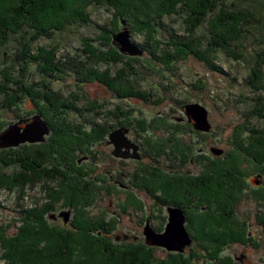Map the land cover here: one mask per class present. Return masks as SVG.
<instances>
[{
	"label": "rangeland",
	"instance_id": "obj_1",
	"mask_svg": "<svg viewBox=\"0 0 264 264\" xmlns=\"http://www.w3.org/2000/svg\"><path fill=\"white\" fill-rule=\"evenodd\" d=\"M193 2L191 0V3ZM230 2L232 3V1ZM57 6H59L58 1H46L44 5H39L37 10H39L40 15L39 12L38 15L44 21V25L40 24L41 27L49 24H51L50 26L58 25L62 22H58V19L67 20L68 17L72 16L60 17L63 13ZM33 9H36V6ZM89 11L91 13L89 24H74L63 32L55 33L54 37H41L38 41H31L32 31L26 28L27 31L21 30L16 35L11 34L8 43L0 47V129L7 128L19 120L28 119L35 114L32 111L34 109L33 103L25 100V97L21 98L20 103L18 101V106L7 103L9 94L14 95L15 90H17L14 89V82L23 80L24 75L22 72L20 74L19 67L22 68L28 64L27 60H23V58L28 57L25 55L28 49L30 53L35 54L38 47L51 48L55 46L58 48L57 59L63 60L67 67L68 65L73 67L76 63L89 60L88 57L83 58L82 53L85 48L83 45L85 38H91L90 42L95 45L94 51H97L96 47L105 42L107 35H111L112 42H114V35L124 28V24H117L116 12L112 13L106 7H94ZM254 12L257 13L254 23L256 26H260L264 23V16H262L264 14L262 11L254 10ZM35 14L36 12L32 11L31 15L34 16ZM15 15L13 18H17L19 21H13L12 26L17 22L34 21L31 17L26 20V18L22 19ZM37 19L39 18L37 17ZM69 20H73V18ZM35 24L39 25V21ZM165 24L174 29L172 32L183 35L186 31V26L181 17L166 18ZM112 29L115 31L111 34ZM257 30L258 38L262 42L254 38L255 36L253 37L252 34L242 41L244 44L241 42L243 47L245 46L242 53L247 57V62L236 60L220 48H213L215 49L213 53L216 54L215 64L220 65L224 73L212 70L205 62L193 56L176 62L167 68L168 70L164 66H150L144 60L145 68L141 81L143 88L153 94L151 98L147 95L148 101L134 97L120 98L100 82L87 85L85 83L80 84L70 69L65 68L62 74L56 72L46 76V72H41L40 67L38 71L35 65L30 66V72L24 80L25 87H38L42 94L44 90L47 91L46 89L50 88L53 93L65 96L67 101L78 97L75 103L78 102L79 109L77 108L76 113L69 112L67 114L68 122L74 127V134L73 136L70 134L71 138H68L66 146L55 144L56 139L54 143L52 142L51 130L49 135H45L46 140L44 142H27L17 147L0 148V151L17 149L26 144H39L41 147L44 143H51L55 149L54 155L59 162L65 159L68 165L63 169L67 173L70 170L71 173L65 183L44 178L41 174L36 182L14 183V187L8 190L2 188V182L13 179V172H18L19 168L13 165L6 167L0 165V264H50L52 259H63L62 254L66 249H61L57 243L53 245V239H56L54 234L62 236L68 231L77 236L74 241L80 244L89 241L90 236L98 238L97 240L102 245L101 249L107 256L106 246H109L110 249L120 251L121 254L124 253V250H135V248L139 250L141 248L139 251L144 257L142 264H146L148 259L150 260L148 264H161V261L165 262L171 259L174 254L167 251L165 247L147 244L145 225L147 217L150 216L154 219L152 225L156 227L161 225L162 230L165 229L170 216L168 203L171 202H167L164 198L169 199V194L172 193L169 192L170 186L166 183L161 184L157 178H154L153 187H156V202H152L151 198L146 197L145 194L135 195L134 198H131L128 191L136 185L134 176L139 181L146 178L147 173L142 172L141 167L147 168L148 171L154 169L155 173L160 170L175 177L193 178L195 175L200 176L203 173V168L199 164L201 161L204 162V158H210L212 163L225 159L231 155V152L244 147V143L240 142L242 139L249 144L252 133L264 132V120L261 121L258 117L262 108L261 105L258 107L256 103L257 100L260 104L264 102V93L249 81L243 80L251 65L249 62L250 55L253 56L262 51L264 53V27L261 25ZM162 33H166V31L163 30ZM130 39L138 45L137 43L144 42L145 36L130 33ZM201 42L204 43V46L206 45L203 40ZM113 45L122 53L115 43ZM140 48L143 50L142 58L148 59V52L144 48ZM89 49L87 48V50ZM100 49L104 50V48ZM123 55L131 57L132 54L126 52ZM111 67L113 70L115 69L112 65H102L97 67V70H110ZM115 85L122 87L117 82ZM92 100L101 104V109L110 118L107 117L105 121H108L109 125L115 126L114 129L112 128L113 130L123 126L130 128L126 135L129 136V139H133H131L132 142L137 141L143 145H141L142 150L140 151V153L144 152L142 158H124L114 155V144L108 142L109 134L113 130H110L109 134H106L108 130L103 133L104 137L97 135L94 141H88L89 138L84 134L86 132H79V130L89 131L91 127L93 128L89 124L90 120L93 123H104L103 118L94 120L92 113L97 107L91 108L94 105ZM189 103H200L208 109L212 124L210 131L198 132L189 123L186 111L183 110V106ZM85 122L88 126L85 125ZM155 127L158 129L156 130ZM75 130L78 131L75 132ZM155 132L163 134V140L152 137ZM253 137L255 140H251V142L257 145L258 139ZM156 144L164 145L165 148L153 150ZM46 147L49 148L50 146L46 145ZM213 147L222 149V155L214 153ZM178 153L186 158V163L179 162L180 156H176ZM162 155L165 158H161ZM150 157H155V160H151ZM191 158L195 162H191ZM201 165L203 164L201 163ZM212 165L207 166L213 167ZM255 167L258 168L256 170H262L261 165ZM241 170L244 174L245 168L243 167ZM258 173L249 177V183L246 182L245 184L249 189L247 188L240 200L233 205L234 219L237 221L234 223L235 228L236 231L243 232V241L246 244H237L236 241H230V238L223 239V243L220 241L222 249L219 248V255L216 256L214 262H211L209 259L207 261L201 258L197 260L196 257L191 256L195 251H200V254L204 256V249H211L210 246L212 245V243H208L209 241L203 242V240L194 239V242L187 247L186 253L182 256L185 262L188 261L189 264H264V182H262L264 177L256 176ZM255 176L260 181L258 184L254 183ZM80 183L84 187H81ZM146 185L149 186L148 181H146ZM122 186H127V188ZM80 187L82 193L79 192ZM160 191L164 192L166 196H161ZM152 194L154 193L152 192ZM181 195L183 194L181 193ZM59 200L63 203L72 204L71 208L68 207L71 211L68 221H65L64 216L58 218L61 210L67 209L55 205ZM158 200L161 201L158 202ZM129 202L133 205H128ZM181 202L177 204L176 209L179 212L189 214V218L185 214L188 221L191 218L205 217V211L210 209L207 207L202 208V210L199 209V207L204 206H200V203L197 205L188 201L187 204L185 200H181ZM141 204H144L142 208ZM45 206H48V209L46 211L43 209L45 212L40 211ZM51 206H54L53 214L58 219L52 218L51 211L48 213L52 209ZM36 207L38 211L35 210V214H37L35 217L39 216L37 221L32 220V218L24 219L19 213L23 209ZM215 208L218 210L216 206ZM163 220L165 223L161 224ZM196 225L197 227L195 226L196 229L194 228L193 232L197 237V229L201 225ZM46 227L52 229L49 228V230ZM207 228L212 230L210 225ZM214 228L218 229L215 226ZM224 228L228 233H231L233 229V227ZM32 230L39 232L37 250H39L40 256L35 259L28 258V253L25 251H19L16 248L17 243H13L12 240L16 237L22 239L21 235L24 232L29 234L28 231ZM228 243L232 244L227 246ZM64 245L66 246V243ZM214 245L217 246L218 244L214 243ZM51 251H56V254L52 255ZM82 251L81 247L76 248L70 255H65L71 260H64L76 264L80 259L89 260L94 257L90 250ZM243 256L244 260H241ZM47 258H50L51 261L48 262ZM120 260L122 261V258ZM99 264H104V262L100 261Z\"/></svg>",
	"mask_w": 264,
	"mask_h": 264
},
{
	"label": "trees",
	"instance_id": "obj_2",
	"mask_svg": "<svg viewBox=\"0 0 264 264\" xmlns=\"http://www.w3.org/2000/svg\"><path fill=\"white\" fill-rule=\"evenodd\" d=\"M46 1H58L59 6H57V8H60V12L63 13L60 17L63 18L67 15L72 16L68 17L67 20L58 19V22L62 21L58 25L50 26L51 24H49L45 27H41L40 24L44 25V21L43 18L39 17L40 12L37 9H39V5H44ZM193 1L194 2L191 3V0H1L0 47L5 46L8 43L11 34L16 35L21 30L24 31L26 28L27 30L32 31L31 41H38L41 37H52L57 32H63L74 24H89L91 19V13L89 10L94 7H106L110 12H116L117 15L115 16V19L117 24H123V22H125L127 28H124L129 29L131 34H143L145 36L144 42L137 44L144 48L149 54L148 59H143L142 55L125 57L123 53H120L115 48V45H113L114 42H112L111 35H107L105 42L96 47L97 51H94L95 45L90 42L91 38H85L83 40L85 48L82 53L83 58L88 57L89 60L86 59L76 63L73 67L71 65H68L67 67V64L64 65L63 60L57 59L58 48L55 46H52L51 48L38 47V51L35 54L30 53V50L28 49L25 53L28 57L25 59L23 58V60H27L28 64L25 63L26 66L22 68L19 67L20 74L22 72L24 75L23 80L14 82V89L17 90H15L14 95L9 94L11 97H7V103L9 105L18 106V101L20 103L22 100L21 98L24 97L25 100L31 101L34 105L32 111L35 112V114H40L47 124L52 127V142L54 143L56 139L57 141L55 144L66 146L68 144V138H71L70 134L72 136L74 134V127L68 122L69 119L67 114L69 112L76 113L77 108L79 109L77 106L78 102L75 103V100L78 97L71 98V101H67L65 96L63 97L62 95L53 93L50 88L46 89L47 91L44 90L42 94L38 87H25L24 80L27 78V75L30 72V66L32 65H35L38 71L40 67V71L46 72V76L56 72H61L62 74L65 71V68L70 69L73 71L80 84L85 83V85H87L89 83L100 82L120 98L128 99L134 97L148 101L147 95L151 98L153 94L147 92L146 89L143 88V83L141 81V79H143V69L145 68L144 60L147 61L150 66H164L166 67V70H168L167 68H170L176 62L183 60L188 56H193L205 62L212 70L224 73L222 70L223 68L220 65L217 66L214 61L216 59V54L213 52L216 48H220L222 51H225L227 55H231L236 60L247 62V57L242 53V51L245 50L242 41H244L245 38H249L248 35L251 34L253 37L255 36L254 38L259 39V33L257 35L256 31H258L257 29L260 28L261 25L264 27V23L260 24V26H256L254 22L257 13L255 14L254 10H257L258 12L262 11L264 14V0ZM230 1H232V3ZM3 3L7 5H4ZM64 3H66V5H64ZM35 6L36 9H33ZM32 11L36 12L34 16L31 15ZM15 14H17L19 18H26V20L31 17L34 21L26 23L17 22L12 26L11 23L13 21H19L17 18H13V15ZM172 16L182 18V22L186 26V31L183 35L178 32H172L174 29L166 26L165 19ZM37 17L39 19H37ZM70 18H73V20H69ZM38 21L39 25L35 24V22ZM163 30H165L166 33H162ZM114 31L115 30L112 29L110 31L111 34L114 33ZM165 34L167 36H164ZM201 40L205 42V46ZM259 40L262 42L261 39ZM87 48L90 49L87 50ZM100 48H104V50H101ZM262 52L256 53L253 56L250 55L251 59L249 62L251 65L247 76L243 80L245 82L249 81L257 87L258 90L264 93V53ZM102 65H112L115 69L113 70L111 67L110 70L101 69L98 71L97 67ZM115 82L122 87H117ZM150 98L149 101H151ZM154 100L157 101L156 99ZM92 101L94 105L91 106V108L97 107L92 113L95 118L94 120L103 118L104 123H93L92 120H90L89 124L93 126V128L91 127L89 131L84 129L83 131L79 130V132H86L84 134L89 138L88 141L96 140L95 138L97 135L98 137H104L103 133L108 130L106 134H109L108 132L115 128L114 125H109L110 123L105 121L108 116L101 109V104H97L94 100ZM256 103L258 107L261 105L262 112L258 117L262 121L264 120V102L260 104L257 100ZM85 125L88 126L86 122ZM4 129V127L0 129V133ZM155 129L157 130L158 128L155 127ZM77 131L78 130H75V132ZM250 136L252 137L249 144L242 139L240 142L244 143V147L231 152V155L225 159L217 160L212 163L210 158H204V162L201 161L203 165H201V163L199 164L201 168H203V173L200 176L193 175V178L187 177L186 179L181 176L175 177L172 174L160 170V172H154L153 175L154 178H157L159 183H166L170 186V189L168 188L169 192L180 191L179 193L183 194L181 197L176 198L181 200L186 198L188 201L196 200L197 205L199 203L200 206L204 205L199 207L201 210L204 207H207V209L210 208L205 211V217L199 219L191 218L188 223L192 229H194L195 226L197 227L196 224L201 223L202 221L204 222L201 226L205 227L206 225H210V228L212 229L211 232L214 235H210L208 238L204 239L203 242L209 241L208 243H212L210 246V256L212 258H217L216 256L219 255V248L222 249L220 241L223 243V239L225 238H230L232 240V237L239 234H236L238 230L236 231L234 224L237 221L234 219L235 214L233 205L234 203H237L240 200L241 195L246 192L248 188L245 185L247 177L254 171L255 173L262 172L264 174V132L259 131L257 133H252ZM253 136L258 139L257 145H254L251 142V140H255ZM152 137L163 140V134H158L156 132L153 133ZM49 139L51 140V137ZM46 145H49L50 147L48 148ZM162 147L165 148L164 145L156 144L153 147V150H158ZM67 149L69 150V147ZM54 152L55 149L51 146V143H44L41 147H39V144H26L17 149L1 150L0 165L2 167L13 165L14 167L19 168L18 172H13L14 177L11 179L12 181L5 180L2 182V188L11 190L14 187V183L28 184L30 182H36L39 180V175L41 174L44 178H49L60 183L67 182L71 172L69 170L67 173L63 168L68 167V165L66 164L65 159L64 161L59 162L58 158L54 155ZM176 156H180V163L187 162L182 154L178 153ZM160 157L165 158L163 155ZM163 160L165 161V159ZM192 161L195 162L193 158H191V162ZM209 164H213V167H208L207 165ZM258 165L262 166V170H256L258 168L255 166ZM243 167L245 168L244 174L241 170ZM80 185L81 187H84L82 183H80ZM81 187L79 190L80 193H82ZM154 189L156 190V187ZM162 194V196H166L164 192ZM61 203L63 207L71 208L72 206V204L69 203V205L66 202L63 203L60 200L57 201L55 205L60 207L62 206ZM51 207L52 209L49 210L48 213L54 211V206ZM212 207L213 209H211ZM43 209L46 211L48 206L43 207L40 211L45 212ZM35 210L38 211L37 207L34 209H23L19 213L24 219L32 218V220L37 221L39 220V216L35 217V215H37L35 214ZM199 220L200 222H198ZM37 224L39 225L38 222ZM214 226L218 229H215ZM224 227H233L231 231L235 232V234L228 233ZM46 228L49 229L50 227ZM28 233L29 234L24 232L21 235L22 239H20L21 237L13 238V243H17L16 248H18L19 251L23 250L28 253V258H39V250H37V245H39V232L32 230L28 231ZM64 234L65 235L62 236L54 234L56 239H53V245L57 243L61 249H66L62 254L63 259L59 260L55 258L51 261L50 258H47L48 262L51 261L50 264H72L70 263L71 261H66L70 259V257L65 255H70L73 250L79 247H81V251L83 249V251L90 250L94 257L89 260L80 259L76 264H99L100 261L104 262V264H142L143 262L144 257L142 252L139 251L141 248L139 250L137 248H135V250H124V253L121 254L119 253L120 251L112 250L109 246H106L108 252L107 256L102 251V245L100 241L97 240L98 238L90 236L88 238L89 241L80 244L74 241L77 239V236H75L74 233L70 234L68 231V233ZM194 239L197 240V238ZM23 241L28 242L24 243ZM64 243H66V246ZM88 243L90 244L88 245ZM214 243H217L218 245L216 246ZM51 253L54 255V253L56 254V251H51ZM120 258H122V261ZM44 260H46V258H44ZM149 261L150 260L148 259L146 264H148ZM161 264H189V262H185L182 256L176 255L168 261H161Z\"/></svg>",
	"mask_w": 264,
	"mask_h": 264
},
{
	"label": "water",
	"instance_id": "obj_3",
	"mask_svg": "<svg viewBox=\"0 0 264 264\" xmlns=\"http://www.w3.org/2000/svg\"><path fill=\"white\" fill-rule=\"evenodd\" d=\"M114 43L122 53L129 52L135 56L143 55V50L130 39V32L124 28L114 35ZM186 116L193 122L195 129L207 132L212 129L208 109L200 103H189L183 106ZM128 128L119 127L109 134V143L114 144V155L118 157L140 158L138 144L132 142L126 135ZM50 133V127L40 114H35L28 119H22L8 126L7 130L0 134V148L17 147L30 142L35 143L45 140V135ZM213 152L222 155L223 150L213 147ZM71 211L62 215L68 221ZM184 216L182 212L172 210L170 221L164 233L159 234L152 229L146 230L147 244L159 245L173 251H184L192 244V239L184 227Z\"/></svg>",
	"mask_w": 264,
	"mask_h": 264
},
{
	"label": "flooded vegetation",
	"instance_id": "obj_4",
	"mask_svg": "<svg viewBox=\"0 0 264 264\" xmlns=\"http://www.w3.org/2000/svg\"><path fill=\"white\" fill-rule=\"evenodd\" d=\"M189 123H191L192 125H193V122H190L189 121ZM194 126V125H193ZM124 127V126H123ZM128 128V130H130V128L129 127H127ZM195 128V127H194ZM197 130V129H196ZM198 131V130H197ZM198 132H200V131H198ZM129 137V136H128ZM132 139V138H131ZM133 140V139H132ZM136 144H138V152H139V155H140V158H142L143 157V154H144V152H141L140 153V151L142 150V146L140 145V143H138L137 141H134ZM129 158H132V157H129ZM150 159L151 160H155L154 159V157H150ZM141 170H142V172H146L147 173V175H146V178L145 179H141V181H139L135 176H134V182H135V184L136 185H134L133 187H132V189H130L128 192H130L129 194H130V197L131 198H134V196L135 195H142V194H145L146 195V197H150L151 198V200H152V202H156V194L154 193V187H153V183H154V169H151V170H149L148 171V169L147 168H144V167H141L140 168ZM256 173H258V172H256ZM253 174H255V173H252V174H250L248 177H247V182L249 183V177H252L253 176ZM256 176H260L261 178H263L264 177V174L262 173V172H260V173H258ZM256 176H255V178H254V183L255 184H258L260 181H259V179H256ZM146 181H148L149 182V186H147L146 185ZM262 182H264V181H262ZM122 187H124V188H127V186L125 187V186H122ZM134 188H137V189H139V190H135ZM141 188V189H140ZM249 189V188H248ZM144 191V192H143ZM152 192L154 193V194H152ZM161 192V191H160ZM180 191H174V192H172V193H170L169 194V199L168 198H164V200H166L167 202H171V203H168V209H169V212H170V216H171V214H172V210H174L175 212H177V204L179 203V202H181V199H179V198H176V197H181V193H179ZM162 194V193H161ZM162 196V195H161ZM137 200V199H136ZM182 200H185V201H187L186 203L188 204V200L186 199V198H184V199H182ZM159 201H161V200H158V202ZM146 202H149V201H146ZM189 202H191V203H196L197 204V201L196 200H192V201H189ZM181 203H183V202H181ZM128 205H133V204H130V202H129V204ZM143 205L144 204H141L140 206H141V208L143 207ZM59 208H62V209H64V208H67L66 210H61V212L58 214V218L59 217H62L63 215H62V213H64V212H66V211H68L69 210V208L68 207H63V205L62 206H60ZM55 211V210H54ZM54 211H52V218H55V219H58L56 216H55V214H53L54 213ZM182 214H183V216H184V219H185V221L183 222L184 223V227H185V229H186V231L188 232V234H189V236L191 237V239H192V243L194 242V237H196L195 235H194V232H193V230L194 229H192V227H190L189 226V221H188V219H187V217L189 218V214H187V213H183L182 212ZM185 214L187 215V217L185 216ZM170 216H169V218H168V222H167V224H166V227H165V229L164 230H162V227H161V225L159 226V227H156V226H154V225H152V222L154 221V219L152 218V217H150V216H148L147 217V220H146V230L147 229H152L153 231H155L156 233H159V234H162V233H164L165 232V230H166V228H167V225H168V223H169V221H170ZM60 219V218H59ZM164 224L165 223V220H163V221H161V224ZM198 225H203V222H201V223H198ZM206 225V224H205ZM208 226V225H207ZM207 226L206 227H203V226H200L198 229H197V240H204V239H206V238H208L210 235H214L212 232H211V230L209 229V228H207ZM231 233L232 234H235V232H232L231 231ZM239 233V234H238ZM236 234H238V235H236L235 237H232V240L230 239V241H236L237 242V244H242V245H245L246 243H244V241H243V232H236ZM230 244H232V243H228L227 244V246L228 245H230ZM188 247V246H187ZM187 247L185 248V251H183V252H180V251H173V250H169V249H167V251H170V253L171 254H174L173 256H176V255H178V256H183L185 253H186V249H187ZM196 253H198V254H196ZM204 256L203 255H201L200 254V251L199 252H194V254L192 253L191 254V256L194 258V257H196V259L198 260L199 258H201L202 260H204V261H207V259H209L211 262H214V260H215V258H212L211 256H210V253H211V249L210 248H205L204 249ZM197 255H200V256H197ZM244 258V256L241 258V260ZM213 259V260H212ZM244 260V259H243Z\"/></svg>",
	"mask_w": 264,
	"mask_h": 264
},
{
	"label": "bare ground",
	"instance_id": "obj_5",
	"mask_svg": "<svg viewBox=\"0 0 264 264\" xmlns=\"http://www.w3.org/2000/svg\"><path fill=\"white\" fill-rule=\"evenodd\" d=\"M123 26L124 27H126V23L125 22H123ZM127 28V27H126ZM129 30V29H128ZM129 32H130V30H129ZM131 33V32H130ZM131 56H135V55H131ZM50 127V126H49ZM7 128H8V126H7ZM7 128H5L0 134H2L4 131H6L7 130ZM51 130H52V128L50 127V132H51ZM49 135V134H48ZM45 137V140H46V136H44ZM44 140V141H45ZM44 141H39V142H44ZM35 143H37V142H35ZM185 251V250H184ZM180 252H183V251H180Z\"/></svg>",
	"mask_w": 264,
	"mask_h": 264
}]
</instances>
